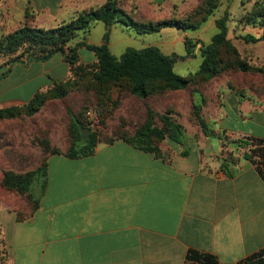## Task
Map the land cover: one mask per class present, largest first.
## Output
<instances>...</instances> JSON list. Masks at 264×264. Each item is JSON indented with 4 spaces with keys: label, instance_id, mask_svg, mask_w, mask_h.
<instances>
[{
    "label": "crops",
    "instance_id": "obj_1",
    "mask_svg": "<svg viewBox=\"0 0 264 264\" xmlns=\"http://www.w3.org/2000/svg\"><path fill=\"white\" fill-rule=\"evenodd\" d=\"M138 1L159 7L157 0ZM53 2L0 0V26L17 29L36 16L58 20L106 0ZM57 55L67 65L62 79L52 77L54 67L40 68L48 84L32 91L27 87L37 78L35 65L52 59L17 63L11 70L0 63V107L27 103L65 80L69 64ZM95 60L93 53L90 62ZM14 75L21 80L10 85ZM220 102L210 116L218 135L228 142L264 140V101L227 92ZM133 128L126 127L131 134ZM108 134L115 140L101 141L91 156L50 155L39 204L23 219L0 200V237L11 264H194L188 260L193 250L220 264H237L264 249V177L239 153L235 162L221 155L231 143L216 139L190 147L167 140L158 156L132 147L114 131Z\"/></svg>",
    "mask_w": 264,
    "mask_h": 264
},
{
    "label": "rangeland",
    "instance_id": "obj_2",
    "mask_svg": "<svg viewBox=\"0 0 264 264\" xmlns=\"http://www.w3.org/2000/svg\"><path fill=\"white\" fill-rule=\"evenodd\" d=\"M53 1L55 3L57 0ZM206 2L207 0H157L156 3H159V7L155 6V10H153L138 0H121L127 9L134 13L137 12L136 19L139 21L145 19L146 22H150L174 18L188 20L191 24L198 23L204 16L208 10ZM261 12H264V0H217V8L214 13L198 29L184 31L169 27L159 33L140 35L133 29L115 24L110 29L107 42L112 54L118 59L129 48L139 50L150 46L158 47L165 55L175 58L173 66L176 74L189 76L199 70L204 60L203 50L212 43L213 37L220 32L219 21L226 18V37L238 50L240 59L246 62L250 69L243 72L237 67L229 68L223 70L218 77L211 81L196 80L191 90L170 92L161 96L156 95L151 97L148 102L158 110V113L163 112V103L170 110H175V117L185 128L182 144L185 142L186 146L193 147L195 143L206 144L207 140L210 142L220 139L223 144L231 143L232 146H224L221 155L233 157L234 153H239L241 157H244V154H249L250 146L241 149L234 141H226V138L217 134L210 116L213 115V110L220 106V100L227 92L236 93L241 100L264 101V72L258 71L264 68V39L259 41H247L245 39L246 37L249 40L262 37L263 28L259 17ZM31 13L35 14L36 12L32 11ZM72 14V12L64 13L58 20L36 16L28 23L34 28L50 29L78 15L73 14L74 16H72ZM12 27L11 29H4L0 26V40L3 35L14 31L17 26ZM106 33V25L98 21L89 33H79L72 45L82 41L100 45L105 41ZM187 39L192 42L190 52L186 44ZM22 54V51H19L9 56L0 55V63L4 64V69L8 66H14L17 64L14 60ZM24 56L23 58H25ZM79 56L78 66L81 70L73 75L69 66L68 76L61 81H68L69 83V94L65 99L49 100L34 117H27L23 114L14 120L0 121V200L5 204L6 210L16 211L21 217H25L30 208L34 206L33 199L28 193L19 194L1 187L5 175L12 173L25 176L28 172L42 165L50 151L64 152L68 149L72 142L73 117L79 120L83 135L86 134L85 129H88L103 138H109L108 133L114 131L113 129L117 127L120 121L127 122L121 111L132 108L128 107L129 104L124 105V100L139 101L138 97L118 86H114L110 93H103L96 86L91 85L89 79L92 77L91 73L97 70V60L90 62L93 59V52L86 48L79 50ZM221 57L226 63L234 59V55L228 49L222 50ZM59 60L60 56L56 55L46 65L36 64V69L32 73L37 74V78L34 83L27 87V90L32 91L34 86L39 90L41 86L48 84L47 79L39 76L40 68L51 69L54 67L52 77L62 79L67 65L66 63L59 64ZM20 80L21 75H14L8 83L11 85ZM47 89L41 91L44 92ZM192 90L200 91L202 97L199 93L192 96ZM17 94L16 91L6 98L11 99ZM24 104H12L0 107V109L22 108ZM193 105L201 107V113L197 114L199 118L196 116ZM126 116L132 117V115ZM155 121L156 128L161 129L163 125L159 117ZM93 123L98 124L99 127L93 128ZM203 125L208 127L209 133L205 132ZM166 141L167 139L162 142L156 140L154 143L161 149ZM45 147L46 152L44 151V153ZM32 191L38 194L39 187L35 186ZM4 245V241L0 237V264H11Z\"/></svg>",
    "mask_w": 264,
    "mask_h": 264
},
{
    "label": "trees",
    "instance_id": "obj_3",
    "mask_svg": "<svg viewBox=\"0 0 264 264\" xmlns=\"http://www.w3.org/2000/svg\"><path fill=\"white\" fill-rule=\"evenodd\" d=\"M206 7L208 10L196 24H191L188 20L184 21L174 18L146 22L145 19L137 20V12L134 13L132 10L127 9L124 3H121V0H106L103 5L84 11L75 18L54 28L38 29L32 27L28 21L27 23L25 22L23 26L1 37L0 55L9 56L22 51L23 54L17 57L14 62L28 65L30 62H46L55 55L60 54L63 56L65 62L69 64L70 72L74 75L81 70L78 66L80 61L79 50L86 48L92 51L97 59V70L91 73L92 77L89 79V83L94 87L96 86L103 93H110L114 86H118L120 89L127 90L131 95L139 99V101L124 100V105L129 104L128 107L132 108L130 109L132 112L128 114L132 115V117L125 116L127 122L120 121L121 124H118L113 129L114 132L120 135L132 147L160 156L161 149L154 142L156 140L162 142L167 139L174 144H182L185 128L175 117V110H170L168 106L165 107L164 103L162 104L163 112L158 113V110L148 102L151 97L163 94L167 95L170 92L191 90L196 80H201L202 82L211 81L218 77L223 70L229 68L237 67L241 71L247 72L250 67L240 59L238 50L226 37V18L219 21L218 27L220 32L213 37L212 43L203 50L204 60L199 70L197 73L189 76L176 74L173 66L175 58L165 55L155 46L139 50L129 48L119 59L116 58L112 54L107 42L109 32L115 24L133 29L140 35L159 33L161 30L169 27L184 31L195 30L214 13V10L217 8V0H207ZM259 17L261 19L263 35L261 38H251V40L246 37L247 41L264 39V12H261ZM98 21L103 22L107 27L103 43L93 45L82 41L72 45V42L79 33H89ZM186 44L190 52L192 42L187 39ZM223 49H228L234 55L233 61L231 60L226 63L221 57ZM8 70H11L10 66ZM258 71L264 72V68ZM68 85V81L54 82L53 87L44 92L38 91L22 108L0 109V121L14 120L23 114L27 117L36 116L49 100L65 99L69 94ZM191 92L193 93L192 96H196L199 93L202 97L200 91L192 90ZM193 106L195 107L197 116L198 113H201V107H198V105ZM157 117L162 122L163 127L161 129L156 128L155 120ZM128 125H134L133 134L130 133V130L126 129ZM81 128L79 120L73 117L72 142L68 149L64 152L59 150L50 151L44 163L33 171L28 172L25 176L12 173L5 175L1 187L13 190L19 194L28 193L34 203L30 211L35 210L39 204V195L42 194L47 183V159L50 155L63 153L71 159L87 157L95 153L96 147L101 141L112 142L115 140L113 136L106 135L109 138H103L96 132L85 128L86 134L83 135ZM203 128L205 132H208L206 125H203ZM234 143L238 144L239 147L250 146L248 149L249 154H244V158L252 161L264 177V140L253 139L246 142L234 141ZM45 149L46 147L43 152H46ZM234 157L230 156L226 159L235 162ZM35 186L39 187L38 194L32 191ZM23 218L21 217V219ZM188 260L194 264H220L215 256L202 254L194 250L190 251ZM237 264H264V249Z\"/></svg>",
    "mask_w": 264,
    "mask_h": 264
},
{
    "label": "built area",
    "instance_id": "obj_4",
    "mask_svg": "<svg viewBox=\"0 0 264 264\" xmlns=\"http://www.w3.org/2000/svg\"><path fill=\"white\" fill-rule=\"evenodd\" d=\"M94 122H96V121H94ZM92 127H93V128H97V127H99V125H98V124H95V123H93V124H92Z\"/></svg>",
    "mask_w": 264,
    "mask_h": 264
}]
</instances>
